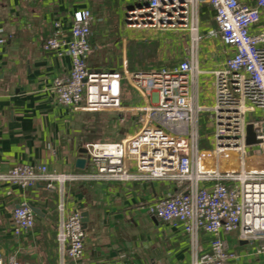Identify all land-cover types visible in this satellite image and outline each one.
I'll return each mask as SVG.
<instances>
[{"label": "built area", "instance_id": "1", "mask_svg": "<svg viewBox=\"0 0 264 264\" xmlns=\"http://www.w3.org/2000/svg\"><path fill=\"white\" fill-rule=\"evenodd\" d=\"M131 1L136 4L128 14L130 25L187 30L192 39L189 59L151 72L91 71L87 57L93 15L87 9L74 13L68 38L56 22L42 47L45 52L65 51L71 59L70 72L53 82L60 105L132 113L139 117L137 132L114 143L87 144L89 171L67 174L50 171L47 165L19 164L0 173V183L24 191L45 184L57 193L58 264H80L85 251L82 212L67 207L69 182L172 183L178 193L150 205L148 212L183 231L193 251L192 264L238 260L223 239L234 231L239 242L256 245L253 254L264 257V31L252 33L261 21L264 0L252 4L241 0ZM205 5L214 11L221 41L232 51L221 69L212 73L215 93L209 106L197 103L191 89L202 73L197 58ZM4 42L0 39V44ZM122 81L140 94L144 106H123ZM257 113L258 118L250 116ZM205 115L211 124V148L202 150L200 125ZM251 124L260 142L248 146ZM35 224V212L28 203H21L13 212V234H27ZM203 234L211 238L207 253L200 252ZM6 263L19 264L14 255L0 254V264Z\"/></svg>", "mask_w": 264, "mask_h": 264}, {"label": "crops", "instance_id": "2", "mask_svg": "<svg viewBox=\"0 0 264 264\" xmlns=\"http://www.w3.org/2000/svg\"><path fill=\"white\" fill-rule=\"evenodd\" d=\"M241 1L252 4L253 0ZM135 4L131 0H0V39H5L0 44V173L19 164L47 165L58 173L86 172L92 169L87 144L114 143L137 132L139 117L132 113L60 105L53 82L70 72L71 59L65 51L45 52L42 47L54 33L56 22L61 23L68 38L74 13L87 9L93 15L87 57L91 71L121 73L126 68L151 72L189 59L190 52L182 55L181 51L183 29H156L160 38L165 33L173 37V56L156 50V57H151L145 49L151 31L148 27H131L128 21ZM262 31L264 11L252 33ZM200 33L207 46L202 53L199 48L197 59L202 73L191 89L197 103L209 106L215 93L212 73L221 69L232 51L216 40L218 25L208 5L202 8ZM129 89L122 81L123 106H144L140 94L132 97ZM78 159L86 160L85 169L77 168ZM176 193V185L163 181L67 183V207L80 210L86 221L80 264H192L193 251L183 231L148 212L150 205ZM24 202L35 209L36 224L32 231L17 237L13 234V212ZM57 203V193L45 184L24 191L0 183V254L14 255L19 264H58ZM223 239L227 250L239 256L229 264H264V257L254 255L251 244L238 241L237 231L223 235ZM210 245L211 238L203 234L200 252L207 253Z\"/></svg>", "mask_w": 264, "mask_h": 264}, {"label": "rangeland", "instance_id": "3", "mask_svg": "<svg viewBox=\"0 0 264 264\" xmlns=\"http://www.w3.org/2000/svg\"><path fill=\"white\" fill-rule=\"evenodd\" d=\"M131 27H133V25ZM148 30L151 31V32L149 33L150 37L145 42L146 43L145 49L148 51V53L151 55V57L152 58L156 57L155 56L156 52L166 53L167 56L169 55V53L171 55L173 53L172 52L173 50H172V48H170V45L173 43L172 42L173 37L165 33V34H163V36H162V34H160L162 36V38H160V37H158L156 35L158 32H155L156 31L155 28H149L148 27ZM185 31L181 32L182 36H181V39H180V46H181L182 55H184V53H186V52H190L191 51V47H192L191 35H190L189 32H187V31L185 32ZM218 34H219V32H218ZM200 35L202 37V40H201V43L199 45V48H200V53H202L203 49L207 46V42H206V38L203 35V33H200ZM156 36L158 37V39H156L157 38ZM216 40L220 42V40H221L220 39V35L216 37ZM172 47H173V45H172ZM174 51H175V53H177V44L175 46V50ZM172 56H173V54H172ZM129 91L131 92L129 94L132 97H137V94H136V93H138L137 91H135L133 89H129ZM129 94H128V97H129ZM259 114L260 113H257V114H254V115H250V116H252V118L255 119V118L259 117ZM209 126H211L210 120H209L208 116L205 115V116H203L201 118V125H200V137H201V142L200 143H201V149L202 150L211 148V145L209 144V138L212 135V131L209 128ZM250 246L252 247V250H254L255 245L253 244V245H250ZM246 249H247V247H246Z\"/></svg>", "mask_w": 264, "mask_h": 264}, {"label": "water", "instance_id": "4", "mask_svg": "<svg viewBox=\"0 0 264 264\" xmlns=\"http://www.w3.org/2000/svg\"><path fill=\"white\" fill-rule=\"evenodd\" d=\"M262 128H263V131H264V123L262 125ZM247 133H248V135H247L246 144L248 146H252V145L258 144L260 142V141H258L256 139L255 128H254V126L252 124L248 126ZM85 165H86V160L85 159H78L77 162H76V166H77L78 169H81V170L85 169ZM33 211L36 212L35 209H33ZM84 217H85V215H83V223L86 222ZM241 244L244 245V244H247V243L241 242Z\"/></svg>", "mask_w": 264, "mask_h": 264}]
</instances>
